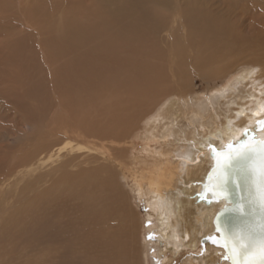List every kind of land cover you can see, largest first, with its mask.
I'll use <instances>...</instances> for the list:
<instances>
[{"label": "bare ground", "instance_id": "1", "mask_svg": "<svg viewBox=\"0 0 264 264\" xmlns=\"http://www.w3.org/2000/svg\"><path fill=\"white\" fill-rule=\"evenodd\" d=\"M3 1L11 0H0V3L6 4ZM31 1V5L28 1L26 4L29 12L38 9L40 4V0ZM95 1L98 5L93 11L83 8L69 11L60 27L57 21L56 34L50 32L49 24L48 32L53 34V39L48 37V32L42 37L46 50L52 55L62 100L74 108L79 107L81 116L88 119L86 132L104 142L121 138L128 132V125H133L150 110L154 111L138 135L145 145L140 151L146 172L143 180L133 181V192L143 203L146 216L155 223L153 241L164 248L163 251L174 258L187 251L183 264H216L215 255L223 258L224 250L201 242L215 234L214 218L225 203L200 205L195 196L212 165L209 147L221 148L238 139L244 129L264 117V68L257 66L259 63L251 65L241 61L238 67L233 69V65L226 72L229 84L224 89L211 91L210 95L188 90L166 95L173 85L171 88L164 72L165 48L169 42L179 45L175 36L167 32L170 21L166 18L172 19V29L182 30L189 41L186 43L197 39V45L203 50L193 60L185 56L180 47L173 50L172 46L170 71L175 69L176 50L183 57L181 66L187 59L191 60L196 70L193 72L212 79L225 72L224 66L229 64L231 55L245 50L252 53L254 46H260L253 45V37L244 35L246 25L242 19L237 25L224 16L213 15L200 3H194L197 6L194 7L190 3L182 5L181 0L174 4L173 0ZM248 6L253 7V12L258 11L264 20L262 1L259 6ZM40 11L36 10L38 17L33 20L38 28ZM28 15L30 19V13ZM84 84L97 88L101 94L93 96L86 92L87 97L81 96L82 85L87 86ZM152 144L158 150H150ZM43 149L33 157L30 167L35 171L31 174L38 175L50 165V170L42 172L41 177L45 183L54 182L57 195L66 199L71 196L73 200L80 198L78 213L82 214L81 220L68 221L74 226L68 235L64 228L59 232L55 225L57 230L45 224L33 235L35 239L55 244L59 243L61 234H65L69 237L66 248L74 254L83 253L82 244L86 239L89 264H131L132 237L124 220L121 191L113 173L117 168L108 169L104 165L111 158H103V163L99 157L92 156L93 166L71 174L69 168L81 164H72L76 157H62L65 147ZM57 173L59 176L55 178ZM82 231L87 238L80 235ZM201 247L203 251L199 254Z\"/></svg>", "mask_w": 264, "mask_h": 264}, {"label": "rangeland", "instance_id": "2", "mask_svg": "<svg viewBox=\"0 0 264 264\" xmlns=\"http://www.w3.org/2000/svg\"><path fill=\"white\" fill-rule=\"evenodd\" d=\"M27 1L30 5L33 3L31 0L3 1L8 4L7 7L4 6L6 4L0 3V264H85L87 259L86 264H89L86 239L82 244L85 248L82 250L83 253L74 254L66 248L69 237L65 234H61L62 238H59V243L55 244L54 242L41 243L33 236L36 232H40L45 224L53 228L55 225L59 232L64 228L68 235L70 229L74 227L68 221L81 220L82 213H78L81 206L80 198L73 200L70 195V199L57 195L54 182L45 183L41 177L42 172L50 170V165L45 166L38 175H34L35 172L31 174L35 171L30 167L33 166V157L39 155L43 148L54 146L65 147L62 157H76L72 164L75 162L76 165L81 164L80 167L69 168L71 174L78 173L82 170L81 168L87 169L88 166H93L92 156L99 157V161L103 163L104 159H112V162L110 159V162L104 165L108 169L117 168L116 173L115 171L113 173L121 191L120 203L125 212V219H123L129 225V233L132 237L131 264H183L187 251L181 253L180 257L174 258L153 241L156 239L155 223L146 216L143 203L138 201L132 189L133 181L143 180V174L146 172V165L142 159L144 155L141 152L145 145L138 135L143 131L147 118L154 114V111L149 109L150 111L139 117L133 125H128V132L125 133L127 135L124 134L116 140L99 141L86 132L88 119L85 120L84 115L81 116L79 107L74 108L62 100L63 93L56 85L52 55L46 50V43L43 40L50 29L49 24L52 29L50 32L56 34L57 21L60 27L61 20L64 16L66 18L69 11H78L80 8L93 11L98 4L95 0H40L37 8L41 9L39 14L42 17L39 21L40 28H38L33 22L38 17L36 13L38 9L29 12L26 6ZM181 1L184 2L182 5L190 3L194 7H197L194 3H200L213 15L224 16L237 25H239L238 20L242 19L246 25L244 35L253 37V45L260 47L254 46L255 51L252 50V53L245 50L240 54L231 55L229 64L224 66L225 72L211 79L193 72L196 70L191 60L187 59V63L181 66L180 60L183 57L176 50L175 69L170 71V54L173 45L169 42L168 47L165 48L164 72L168 76L167 82L169 81L171 88L173 85V89L166 95L173 94L174 91L175 93L184 92V90L194 94L210 95L211 91L224 89L229 84L228 78H225L226 72L233 68V65V69L238 67L241 61L251 65L259 63L257 66L264 68V47H262L264 46V20L258 11L253 12V7L249 9L248 6L250 4L259 6V2L264 3V0ZM174 3L176 0H173ZM46 7L49 9L47 10ZM204 13L208 14L206 11ZM166 19L170 21L167 32H171L179 42V45L173 46V50L180 47L185 56H190L193 60L198 58L202 50L197 45L198 40L192 39L190 44L186 43L188 40L184 38L182 30L172 29V19ZM252 22L256 23L255 26L251 25ZM50 32L47 35L53 39V34ZM161 46L165 47L164 44ZM96 89L89 85H82L81 96L87 97V93L93 96L99 95L100 91ZM70 93L72 96V92ZM76 98L75 100L78 101ZM152 105L153 103L151 108ZM151 147L150 150H158L153 144ZM114 160L116 162H113ZM57 175L59 176V173L54 177L57 178ZM58 182L60 181L56 180V183ZM152 226L154 230L150 229ZM56 228L54 229L57 230ZM80 235L83 238L86 237L83 231ZM199 251V254H202V247ZM215 256L218 259L216 264L223 262L227 264L222 257Z\"/></svg>", "mask_w": 264, "mask_h": 264}, {"label": "snow or ice", "instance_id": "3", "mask_svg": "<svg viewBox=\"0 0 264 264\" xmlns=\"http://www.w3.org/2000/svg\"><path fill=\"white\" fill-rule=\"evenodd\" d=\"M264 129V121L258 122ZM244 139L229 143L223 151L211 149L216 161L213 195L222 196L232 204L225 212L241 218V225L228 234L222 247L231 264H264V141L257 140L254 132L245 131ZM231 189L237 190L239 199L230 200ZM216 231H221L219 224Z\"/></svg>", "mask_w": 264, "mask_h": 264}, {"label": "water", "instance_id": "4", "mask_svg": "<svg viewBox=\"0 0 264 264\" xmlns=\"http://www.w3.org/2000/svg\"><path fill=\"white\" fill-rule=\"evenodd\" d=\"M264 121V117L262 119L257 120L252 126L247 127L241 132V135L236 140H231L230 142L226 143L223 147L217 148L213 145L209 147L211 152V159H212V165L207 172L204 180L202 183H200L201 190L199 193L196 194V203L200 205H212V204H218L221 202H224V206L218 211L214 218V226H215V234L211 236H207L202 239V244L209 243L210 245L218 246V244H214L212 242V238H215L218 240L219 243H223L225 237L230 234L232 231H234L236 228H238L242 221L241 218H239L236 214L232 212H225L224 210L226 208H231L232 204L229 203L227 200H225L222 196L213 195V185L217 182L216 175H215V167H216V161L213 159V153L212 148L214 147L217 151H223L229 143L236 144L237 142L242 141L244 137L245 131L254 132L255 138L257 140L264 141V137L261 136V134H264V129H259L258 122ZM230 200L232 202H235L239 199V193L235 189H231L230 191ZM219 224V227L221 231L218 233L216 231L217 225ZM219 235V236H218ZM222 248V247H220ZM223 249V248H222ZM224 250V249H223ZM227 255L226 251L224 250L223 253V261H228L229 264H231L230 260H226L224 257Z\"/></svg>", "mask_w": 264, "mask_h": 264}]
</instances>
